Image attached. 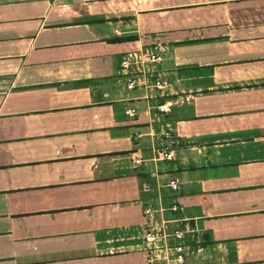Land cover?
I'll return each mask as SVG.
<instances>
[{"label":"crops","instance_id":"crops-1","mask_svg":"<svg viewBox=\"0 0 264 264\" xmlns=\"http://www.w3.org/2000/svg\"><path fill=\"white\" fill-rule=\"evenodd\" d=\"M146 49L166 92L125 87ZM164 222L264 264V0H0V264H178Z\"/></svg>","mask_w":264,"mask_h":264},{"label":"built area","instance_id":"built-area-1","mask_svg":"<svg viewBox=\"0 0 264 264\" xmlns=\"http://www.w3.org/2000/svg\"><path fill=\"white\" fill-rule=\"evenodd\" d=\"M161 54L152 51L151 49L137 50L126 53L121 60V72L124 76V84L127 90L133 91L136 89H154L159 92H166L170 88L169 81L163 79L153 71L156 65L162 63ZM174 106L172 101H166L158 106V111L161 115H168ZM135 110L127 111L126 114L130 117L135 116ZM165 137H170L169 133H164ZM159 159L163 161H171L175 158L173 150L160 149L157 151ZM136 167L143 165L142 158L133 160ZM169 187L173 190L178 189L177 180H171ZM148 189V185H145ZM154 209L150 206L146 208L145 214H152ZM190 231L188 228L175 227L171 231L169 224L164 222L163 225L153 228L148 231L144 240L147 244L148 262L153 263L159 259L158 255H152V252H163L165 250H173L175 253V261L178 264H183L189 251L187 246V238ZM169 239H173L176 243L170 246ZM161 244V245H160Z\"/></svg>","mask_w":264,"mask_h":264},{"label":"trees","instance_id":"trees-1","mask_svg":"<svg viewBox=\"0 0 264 264\" xmlns=\"http://www.w3.org/2000/svg\"><path fill=\"white\" fill-rule=\"evenodd\" d=\"M129 39L127 38H120V39H117V40H113V43L115 42H124V41H128Z\"/></svg>","mask_w":264,"mask_h":264}]
</instances>
